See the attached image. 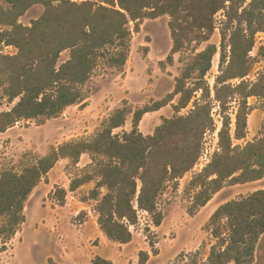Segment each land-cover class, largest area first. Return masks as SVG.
Wrapping results in <instances>:
<instances>
[{
  "label": "trees",
  "instance_id": "obj_1",
  "mask_svg": "<svg viewBox=\"0 0 264 264\" xmlns=\"http://www.w3.org/2000/svg\"><path fill=\"white\" fill-rule=\"evenodd\" d=\"M232 4L233 0H0V98L11 105L0 111V133L20 121L44 125L65 108L80 104L85 99L83 88L100 60L123 72L132 36L130 22L138 31L145 19L168 17L172 45L165 62L172 65L174 54L186 45L209 41L213 17L219 10L225 18L220 23L219 46L208 43L202 50H194L175 78L172 92L135 108L123 99L91 139L51 146L19 172L0 171V217H5L0 234L8 238L15 234L25 221L26 200L59 160L76 165L83 154H88L94 173L73 178L69 190L98 177L88 197L96 201L97 224L109 241H131L130 226L137 224L138 211L147 213L152 224L159 226L163 219L159 196L167 183L176 182L199 160L206 133L215 130L214 104L221 118L218 148L188 182L193 194L187 213L194 215L227 181L244 184L262 179L264 135L243 146L232 140L247 134L248 99L255 97L264 104V71L253 80L248 78L258 58H264V43L256 56L250 55L256 34L264 33V23L253 26L252 19L238 20L239 7ZM35 5L43 7L42 13L23 25L20 18ZM3 46H12L15 52L3 53ZM63 52L68 57L59 62ZM217 53L218 74L211 87L206 75ZM159 67L163 69L164 62ZM176 95V114L162 117L152 134L143 135L139 130L142 117L166 107ZM191 101L193 108L178 115ZM232 103H236L233 119L229 114ZM128 116L131 130L114 133L124 127ZM101 188H105L104 194ZM55 194L63 205L65 189L56 188ZM208 225L214 227L210 231L216 242L202 264H252L256 244L264 235V188L221 204ZM151 247L155 252L153 243ZM138 256L139 264L148 260L147 252ZM91 264L112 262L96 256Z\"/></svg>",
  "mask_w": 264,
  "mask_h": 264
},
{
  "label": "rangeland",
  "instance_id": "obj_2",
  "mask_svg": "<svg viewBox=\"0 0 264 264\" xmlns=\"http://www.w3.org/2000/svg\"><path fill=\"white\" fill-rule=\"evenodd\" d=\"M251 1L233 0L232 5L239 7L237 19H252L253 26L263 24L264 0H255L253 5L249 6ZM242 8H246L247 13H244ZM42 11L41 5L33 6L20 18L21 23L29 25ZM213 18L214 30L209 41L199 46L186 45L181 52L174 54L172 65L165 62L172 45L168 17L145 19L140 23L138 31L130 22L128 27L132 36L123 72L109 68L100 60L83 88L84 101L65 108L57 118L48 120L41 126L33 120L16 123L15 128L0 137V171L19 172L36 157L46 154L51 146L65 141L91 139L111 112L121 105L123 99L135 108L159 100L172 92L175 78L194 50L200 51L208 43L219 46L220 23L225 20L223 11L219 10ZM263 43L264 33L258 32L250 55L256 56L258 47ZM1 49L3 53L15 52L12 46ZM67 57V52H63L59 62ZM218 59L217 53L206 75L211 87L218 74ZM159 62H164L163 69L159 67ZM262 71L264 58H258L248 78L253 80ZM188 85L190 86V82ZM178 100L179 95H176L160 113L145 114L139 123L140 132L143 135L152 134L155 127L161 123L162 117L174 116L176 112L173 111V106ZM248 103L251 111L247 118V134L241 140L233 139L235 145L243 146L264 135V104L255 97L249 98ZM10 107L11 105L0 98V111ZM192 108L193 101L180 109L178 115H185ZM235 110L236 103H232L229 109L232 119ZM211 112L215 130L206 133L199 160L193 169L176 182L167 183L159 196L158 207L163 214L159 226L152 224L147 213L138 211L137 224L130 226L131 241L127 244L109 241L97 224V213L94 210L96 201L88 197L98 177L94 175L90 182L75 191L69 190L73 178L94 173L88 154H83L76 165L71 164L68 159L59 160L33 189L24 204L25 221L13 236L8 238L0 234V264H91L96 256L110 260L112 264H139L138 254L141 251L148 254L145 264L206 262L210 247L216 242L210 231L214 227L208 225L213 212L227 201L264 188V177L259 181L244 184H231L227 181L194 215L187 213L193 194L188 188V182L209 162L210 156L218 148L217 132L221 118L216 104ZM130 130L131 116H128L124 127L114 130V133L121 135L122 132ZM60 187L66 191L63 205L58 204L56 200L55 190ZM105 191V188L100 189L101 194ZM4 222L5 217H0V227ZM152 243L155 252H152ZM252 264H264V235L256 244Z\"/></svg>",
  "mask_w": 264,
  "mask_h": 264
},
{
  "label": "crops",
  "instance_id": "obj_3",
  "mask_svg": "<svg viewBox=\"0 0 264 264\" xmlns=\"http://www.w3.org/2000/svg\"><path fill=\"white\" fill-rule=\"evenodd\" d=\"M163 108H165V107H163ZM162 109V108H161ZM160 109V110H161ZM160 110L159 111H155V112H157V113H160ZM153 113V112H152ZM13 128H15V126L14 127H12V128H9L6 132H4V133H0V137L1 136H3V135H7L10 131H11V129H13ZM61 160H66V159H61ZM49 173V172H48Z\"/></svg>",
  "mask_w": 264,
  "mask_h": 264
},
{
  "label": "built area",
  "instance_id": "obj_4",
  "mask_svg": "<svg viewBox=\"0 0 264 264\" xmlns=\"http://www.w3.org/2000/svg\"><path fill=\"white\" fill-rule=\"evenodd\" d=\"M4 48H7V47H9V46H3Z\"/></svg>",
  "mask_w": 264,
  "mask_h": 264
}]
</instances>
